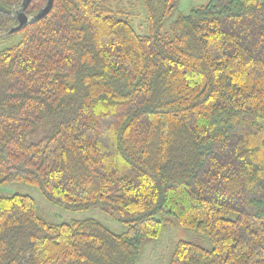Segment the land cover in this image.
Wrapping results in <instances>:
<instances>
[{
	"label": "trees",
	"instance_id": "obj_1",
	"mask_svg": "<svg viewBox=\"0 0 264 264\" xmlns=\"http://www.w3.org/2000/svg\"><path fill=\"white\" fill-rule=\"evenodd\" d=\"M140 1L145 34L117 0H54L15 33L0 11V41L21 36L0 49V187L127 225L52 223L32 196L0 192V264H135L171 226L212 243L177 242L173 263L264 264V0L173 20L181 0Z\"/></svg>",
	"mask_w": 264,
	"mask_h": 264
},
{
	"label": "rangeland",
	"instance_id": "obj_2",
	"mask_svg": "<svg viewBox=\"0 0 264 264\" xmlns=\"http://www.w3.org/2000/svg\"><path fill=\"white\" fill-rule=\"evenodd\" d=\"M119 1H121L119 6L126 10L124 17L131 21L136 31L140 34L147 33V14L143 8L142 2L140 0H117V3ZM205 3H207V0H181L179 9L175 13L172 20L179 14H188L193 7ZM128 13H130V15ZM20 37V35L14 34L1 40L0 49L17 43L20 40ZM0 192H17L32 196L37 203L39 213L52 223L94 218L115 233H123L127 229V225L125 223L115 219L99 206L83 211L66 209L62 205L54 204L45 199L41 190L34 185L26 183H12L10 185L0 187ZM163 216L166 215L163 213L158 214L159 218H162ZM181 240L197 242L206 248L212 247L211 241L200 233L185 229L181 226H171L163 232L161 237L144 242L135 264H180L179 262H172V253L177 242Z\"/></svg>",
	"mask_w": 264,
	"mask_h": 264
},
{
	"label": "water",
	"instance_id": "obj_3",
	"mask_svg": "<svg viewBox=\"0 0 264 264\" xmlns=\"http://www.w3.org/2000/svg\"><path fill=\"white\" fill-rule=\"evenodd\" d=\"M30 2H31V0H23L22 7L20 9H16V10L15 9L14 10H6L3 8H0V11L2 13L16 18L19 22V24L17 26L13 27L10 30V33H15V32L21 31L26 25H28L32 22L38 21L41 18L45 17L50 12V10L52 9L54 0H48L45 7L42 10H40L38 13H36L35 15H28L26 13V9H27Z\"/></svg>",
	"mask_w": 264,
	"mask_h": 264
}]
</instances>
